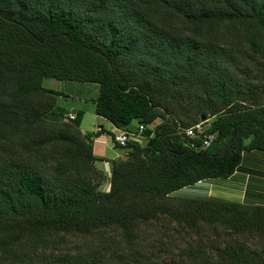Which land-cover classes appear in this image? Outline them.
Here are the masks:
<instances>
[{
  "label": "trees",
  "instance_id": "1",
  "mask_svg": "<svg viewBox=\"0 0 264 264\" xmlns=\"http://www.w3.org/2000/svg\"><path fill=\"white\" fill-rule=\"evenodd\" d=\"M49 78L99 86L95 113L118 131L102 127L95 139L108 134L128 156L108 160V191L100 190L105 174L97 167L104 159L81 121L51 118L59 92L43 86ZM191 86L203 102L199 120L187 123L177 118L176 101ZM203 113L207 134L217 135L193 150L183 131ZM140 125L144 143L115 141L117 132L136 134ZM249 150L264 151V0H0L5 264H69L54 236L120 230L131 240L140 223L159 215L188 228L205 223L264 236V206L167 202L199 182L231 176ZM256 254L227 245L218 264H264ZM75 263L91 264L82 256Z\"/></svg>",
  "mask_w": 264,
  "mask_h": 264
},
{
  "label": "rangeland",
  "instance_id": "2",
  "mask_svg": "<svg viewBox=\"0 0 264 264\" xmlns=\"http://www.w3.org/2000/svg\"><path fill=\"white\" fill-rule=\"evenodd\" d=\"M247 62L253 65L251 59ZM43 86L59 92L57 97L59 108L53 111L51 118L69 121L68 116L72 114L78 122L81 121L80 130L83 136L93 144L95 132L103 126L108 133L113 134L117 131L109 121L95 113L98 85L49 78L44 80ZM189 90L188 94L176 101L177 118L181 117L186 121L192 116V119L199 120L196 114L203 101L196 98L194 95L196 91L192 86ZM201 115L206 116L204 113ZM131 126L137 129L139 122L134 121ZM116 151H121L122 154L115 160L120 162L128 158L124 149ZM97 167L105 174V181L101 184L100 190L108 191L110 183L108 171L111 165L104 162L103 169L98 162ZM185 193L175 192L167 202L175 207L180 206V199L185 198ZM52 242L57 252L68 258L69 264L73 263L74 256H82L91 264H135V260L137 264H218L220 251L227 245L237 243L248 252L257 253L256 255L264 258V236L259 233L235 234L225 227L209 226L205 223H199L196 228H188L161 215L154 221L140 223L131 240L120 230H108L92 235L60 234L54 236ZM43 248L44 245H41L38 253ZM1 255L0 252V264H5L6 260H2Z\"/></svg>",
  "mask_w": 264,
  "mask_h": 264
},
{
  "label": "crops",
  "instance_id": "3",
  "mask_svg": "<svg viewBox=\"0 0 264 264\" xmlns=\"http://www.w3.org/2000/svg\"><path fill=\"white\" fill-rule=\"evenodd\" d=\"M115 149L108 134L94 140V154L101 159H116L122 152ZM104 162L108 161L99 162L102 168ZM178 192H186L184 195L187 199H215L247 206H264V151H244L239 166L231 176L199 182L192 188Z\"/></svg>",
  "mask_w": 264,
  "mask_h": 264
},
{
  "label": "built area",
  "instance_id": "4",
  "mask_svg": "<svg viewBox=\"0 0 264 264\" xmlns=\"http://www.w3.org/2000/svg\"><path fill=\"white\" fill-rule=\"evenodd\" d=\"M71 119H74L71 116ZM210 128V120L201 121L200 123L185 129L183 131L185 137L187 138L186 146L193 150H204L208 148L217 134H207L208 129ZM118 131V130H117ZM144 131V127L140 125L139 133H132L129 131H121L117 132L115 137V141L119 145H125L131 141H139L142 140V132Z\"/></svg>",
  "mask_w": 264,
  "mask_h": 264
},
{
  "label": "water",
  "instance_id": "5",
  "mask_svg": "<svg viewBox=\"0 0 264 264\" xmlns=\"http://www.w3.org/2000/svg\"><path fill=\"white\" fill-rule=\"evenodd\" d=\"M207 118H206V116H202V118H201V121H205Z\"/></svg>",
  "mask_w": 264,
  "mask_h": 264
},
{
  "label": "clouds",
  "instance_id": "6",
  "mask_svg": "<svg viewBox=\"0 0 264 264\" xmlns=\"http://www.w3.org/2000/svg\"><path fill=\"white\" fill-rule=\"evenodd\" d=\"M71 116H73V115L72 114H69L70 119H71ZM108 172H110V175H111V168H110V170Z\"/></svg>",
  "mask_w": 264,
  "mask_h": 264
}]
</instances>
